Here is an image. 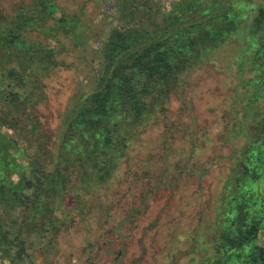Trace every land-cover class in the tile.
Listing matches in <instances>:
<instances>
[{"label": "trees", "instance_id": "trees-1", "mask_svg": "<svg viewBox=\"0 0 264 264\" xmlns=\"http://www.w3.org/2000/svg\"><path fill=\"white\" fill-rule=\"evenodd\" d=\"M93 2L112 10L97 19ZM231 43L237 78L226 84L216 126L230 155L207 196L199 186L210 171L201 157L210 141L203 142L199 116L185 111L183 99L177 117L168 107L189 75ZM76 57L89 68L92 88L60 114L53 152L38 107L47 100L48 77L76 66ZM157 120L161 148L143 160L146 187L123 223L146 219L158 193L176 199L195 184L192 264H264V0H171L166 7L159 0H28L0 12V204L20 211L13 239L0 225V260L12 262L14 247L25 256V234L46 225L55 241L80 206L78 192L90 195L129 169L140 137ZM178 140L186 162L170 165L167 146Z\"/></svg>", "mask_w": 264, "mask_h": 264}, {"label": "rangeland", "instance_id": "rangeland-1", "mask_svg": "<svg viewBox=\"0 0 264 264\" xmlns=\"http://www.w3.org/2000/svg\"><path fill=\"white\" fill-rule=\"evenodd\" d=\"M21 1L28 0H0V12L13 8ZM159 1L166 7L171 0ZM90 7L98 14L97 19H102V12L110 13L112 10L109 2H93ZM236 45L231 43L213 52L211 60L214 63H207L195 74L191 73L185 89L179 96L171 97L168 107V114L177 117L183 99L188 106L185 111L192 113L193 110L194 115L199 116L202 124L200 128L204 134H200L204 137L203 142L210 141L203 149V152H206L203 155V152L201 153L204 165L210 166L209 174L201 180L199 186L204 195H212L216 191L215 187L228 166L230 148L216 138V126L220 125V114L223 113L226 84L237 78L233 61ZM75 63L73 68H62L48 77L45 89L47 100L38 107L43 128L50 132L53 152L57 144L55 134L60 114L67 110L66 107L73 99L92 88L87 82L89 68L84 64L83 58L76 57ZM198 77H201V80ZM162 132L159 120L149 124L134 149V160L131 161L129 169L122 168L107 187L95 189L90 195L84 196V193L79 191L82 200L80 206L71 212L72 222L69 221L67 228L59 232L56 240L53 241L51 233H47L46 239L37 234L26 233L23 238L26 241L24 243H27L25 256L19 258L20 247H14L8 256L13 259L9 264H192V253L187 251L192 245L190 233L195 224L194 210L198 207L195 200L197 185L187 183L176 199L168 197V193H158L159 199L151 205V212L146 219L139 218L134 225H130V222L123 223L133 204H137L135 198L140 194V190L146 187L143 165L148 161L143 160L152 159L159 153L163 141ZM199 141L202 140L197 142ZM167 148L174 153V161H168L170 165L186 162L179 161V140ZM181 149L185 152L187 147ZM154 162L163 161H152ZM134 172L139 175H133ZM64 204L74 206L70 198H66ZM104 208L110 212V216L109 212L102 211ZM57 215L62 216V213ZM19 216L18 209L9 211L7 206L0 204V222L3 223L2 229L8 232L10 239H13L20 229ZM158 216L159 224L151 230L148 228V222ZM14 243L19 245L18 242ZM41 247L51 254L46 261L40 251ZM1 260L0 264H8L9 258Z\"/></svg>", "mask_w": 264, "mask_h": 264}, {"label": "flooded vegetation", "instance_id": "flooded-vegetation-1", "mask_svg": "<svg viewBox=\"0 0 264 264\" xmlns=\"http://www.w3.org/2000/svg\"><path fill=\"white\" fill-rule=\"evenodd\" d=\"M0 225H1V227L3 226V223H1L0 222ZM47 233H51L50 232V229L47 227V225H46V227H45V231H40V233H36V232H34V233H30V235L31 234H34V235H38L39 237H43V238H45L46 239V235H47ZM25 241V240H24ZM26 242V241H25ZM27 243H25V248H27V245H26ZM45 249H43L42 247L40 248V251L43 253V258H44V260L46 261L47 259H49V256L51 255V254H49L48 252H45L44 251ZM1 261L2 260H0V263H1Z\"/></svg>", "mask_w": 264, "mask_h": 264}]
</instances>
